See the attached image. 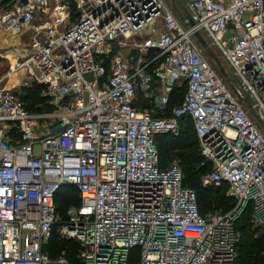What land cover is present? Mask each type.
<instances>
[{
  "label": "built area",
  "instance_id": "2783aa9c",
  "mask_svg": "<svg viewBox=\"0 0 264 264\" xmlns=\"http://www.w3.org/2000/svg\"><path fill=\"white\" fill-rule=\"evenodd\" d=\"M172 1L185 14L165 0H0V37L31 35L0 71V264H71L43 251L55 226L82 264H235L249 204L264 230V0ZM34 84L50 110L22 102ZM187 117L210 164L201 183L228 185V212L202 215L179 164L159 165L155 137ZM65 185L80 203L61 219Z\"/></svg>",
  "mask_w": 264,
  "mask_h": 264
},
{
  "label": "trees",
  "instance_id": "16d2710c",
  "mask_svg": "<svg viewBox=\"0 0 264 264\" xmlns=\"http://www.w3.org/2000/svg\"><path fill=\"white\" fill-rule=\"evenodd\" d=\"M43 86L34 84L27 89L22 95L21 100L25 106L32 112L50 110L51 107L46 103L42 97ZM147 92L140 89L138 92V104L141 93ZM185 93V85L176 86L171 94V100L166 108L165 116H170L172 109L180 104ZM143 97V96H142ZM150 102V101H149ZM141 108H146L142 106ZM189 124V125H188ZM189 126V127H188ZM192 128H191V127ZM181 131L179 135L171 133L157 135L155 142L159 151V165L161 168L168 167L173 161L177 159L179 166L183 172L182 184L184 187L191 188L195 191L197 196V204L199 211L205 215L214 210H221L228 212L235 207V200L228 195V185L222 187L212 188L204 187L201 183V176L210 169V164H205L199 149V140L195 131L192 120L187 117L181 121ZM195 138H193V133ZM168 138L177 140L175 143H168ZM174 163V162H173ZM80 203V194L77 188L73 185L63 186L56 194V204L58 215L61 219H66L67 210L71 206H78ZM253 217V205L249 204L244 210L243 218L239 217L236 220V228L239 233L243 232L245 236L249 234V241L247 243L246 251L255 256L253 264L260 262L264 264V233L261 237L255 238L253 236L254 230L247 224L249 212ZM240 224V225H239ZM239 248V246H238ZM79 244L72 239L61 238L57 231V226L53 229L52 235L48 242L43 246V251L55 258L64 253L71 264H82L77 259V251ZM133 254L138 253V249L132 250ZM238 253V249H237ZM237 258V257H236ZM237 260V259H236ZM236 264V261H235ZM240 264H243L241 261Z\"/></svg>",
  "mask_w": 264,
  "mask_h": 264
},
{
  "label": "rangeland",
  "instance_id": "374dc122",
  "mask_svg": "<svg viewBox=\"0 0 264 264\" xmlns=\"http://www.w3.org/2000/svg\"><path fill=\"white\" fill-rule=\"evenodd\" d=\"M166 4L169 6L170 9H172L176 15L179 14V11L183 14H185V10L183 8H179V11L177 9V7L174 5L172 0H165ZM203 37L205 38V40L210 43V38L208 37V35L206 33H203ZM7 39V40H6ZM31 39V35L27 34L24 35L20 40L18 39H13L10 36H2L0 37V62H7V60L9 59L10 63H13L17 57V53H21L24 54L25 51L21 50L20 45H26L24 43H28ZM24 42V43H23ZM213 51L215 52V54H219L218 50L216 48H212ZM3 59V60H2ZM153 93H141V97H140V101L139 103L141 104V107L144 106L146 108H149L151 110H155L157 108V101L154 99H149L152 96ZM143 96V97H142ZM149 101H152L151 103ZM244 108L248 111L247 107L244 106ZM250 114V113H249ZM251 115V114H250ZM252 116V115H251ZM253 117V116H252ZM254 118V117H253ZM189 125V124H188ZM189 127V126H188ZM191 127V126H190ZM192 128V127H191ZM193 133V132H192ZM193 138H195V135L193 133ZM168 143H175L177 140H171L170 138H168ZM174 163L179 164V161L177 159L172 160ZM172 162V163H173ZM244 211H242L239 215V217L243 218ZM249 212V211H248ZM247 224H249V227L254 230L253 236L255 238H260L261 235L264 233V230L256 225L255 223V219L252 217V215H248V219H247ZM240 225V224H239ZM240 235V241H239V248H238V253H237V260H236V264H240L241 261L243 262V264H253L252 261H255V256L251 255L250 253H248L246 251L247 249V243L250 239L249 234H247V236H245L243 234V232L239 233ZM264 254H262L263 256ZM256 264H261L260 262L256 263Z\"/></svg>",
  "mask_w": 264,
  "mask_h": 264
},
{
  "label": "water",
  "instance_id": "95a60500",
  "mask_svg": "<svg viewBox=\"0 0 264 264\" xmlns=\"http://www.w3.org/2000/svg\"><path fill=\"white\" fill-rule=\"evenodd\" d=\"M183 23H185L187 26H192L194 24V22L192 21L191 18L184 19L183 20ZM195 36H196L197 40L199 41V43L201 44V46L206 50V52L209 55V57L211 58V60L219 68V70L221 71V73L225 77V79L230 83V85L232 86L233 89L237 90V88H236L234 82L232 81L230 75L225 70V68L223 67V65H222L221 61L219 60L218 56L214 53V51L210 47L209 43L205 40V38L203 37V35L200 32H195ZM242 99L245 100L244 97H242ZM252 113L257 118H259L258 115H257V112L254 109H252Z\"/></svg>",
  "mask_w": 264,
  "mask_h": 264
},
{
  "label": "crops",
  "instance_id": "0c3cea01",
  "mask_svg": "<svg viewBox=\"0 0 264 264\" xmlns=\"http://www.w3.org/2000/svg\"><path fill=\"white\" fill-rule=\"evenodd\" d=\"M10 64L11 63H10L9 59L7 60L6 63L5 62H0V71L6 70L9 67Z\"/></svg>",
  "mask_w": 264,
  "mask_h": 264
}]
</instances>
